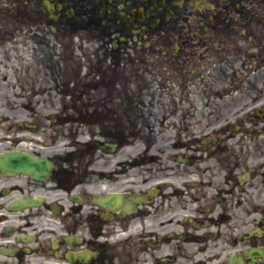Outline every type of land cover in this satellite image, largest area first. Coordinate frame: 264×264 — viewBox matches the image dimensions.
<instances>
[{
	"label": "flooded vegetation",
	"instance_id": "1",
	"mask_svg": "<svg viewBox=\"0 0 264 264\" xmlns=\"http://www.w3.org/2000/svg\"><path fill=\"white\" fill-rule=\"evenodd\" d=\"M23 33L86 55L46 66L43 108L34 75L0 64V101H24L0 144L52 165L0 178V264H264L262 219L238 231L251 190L219 103L235 51L264 63V0H0V51Z\"/></svg>",
	"mask_w": 264,
	"mask_h": 264
},
{
	"label": "rangeland",
	"instance_id": "2",
	"mask_svg": "<svg viewBox=\"0 0 264 264\" xmlns=\"http://www.w3.org/2000/svg\"><path fill=\"white\" fill-rule=\"evenodd\" d=\"M24 42L26 43V39H23ZM51 46H53V56H47V53L45 54L44 49H40L37 52H34L37 50V47H33L31 51H29L27 45H25L24 51L19 52V55H16V58H14V64L18 66V68H22L26 66V64H61L59 59H60V53H59V45L55 41H51L50 43ZM1 55V60L2 63L8 64L11 61V52L10 50L3 52ZM46 56V59H45ZM30 58V60L28 59ZM222 59H226V55H222ZM244 61L243 68L246 69L248 72L246 74H243L241 79L239 80H234L238 86H242L243 88H246V92H251L248 93V98L250 100L248 103H252V108H264V99H262V96L257 90V88H261V82L260 78L264 76V71L262 74L258 76L257 70L255 69L256 65L249 64V58L248 56H239L237 59L234 60V62L238 61L240 65L241 61ZM21 63V64H20ZM261 68L258 69L260 71ZM242 70V69H240ZM254 73L255 77L254 78ZM36 78V77H35ZM247 78H253L251 79V82H244L247 80ZM254 83H258L257 88L253 87ZM224 89H222L223 91ZM249 90V91H248ZM225 91V90H224ZM224 94V93H223ZM256 99V101H255ZM222 110L227 111V108L223 107L222 105L220 106ZM251 108H246L243 113L249 112ZM250 126V128L248 127ZM246 129L242 128L241 131L238 132L237 134V143H238V153H241V157L239 158L240 161L247 163L248 159L257 165L256 172L258 174H263L257 177V179L254 181V187L252 188L253 190L251 191V199L253 202L254 207H260L258 210H261L264 208V123L263 124H255L253 123L252 125H248ZM245 131V132H244ZM252 142L254 146L253 154L249 153L251 150L249 147H247L246 142ZM252 216H249V221H251Z\"/></svg>",
	"mask_w": 264,
	"mask_h": 264
},
{
	"label": "water",
	"instance_id": "3",
	"mask_svg": "<svg viewBox=\"0 0 264 264\" xmlns=\"http://www.w3.org/2000/svg\"><path fill=\"white\" fill-rule=\"evenodd\" d=\"M34 161L28 159L23 154L11 155V156H2L0 158V166L6 169H14L23 171L24 167L32 166Z\"/></svg>",
	"mask_w": 264,
	"mask_h": 264
}]
</instances>
